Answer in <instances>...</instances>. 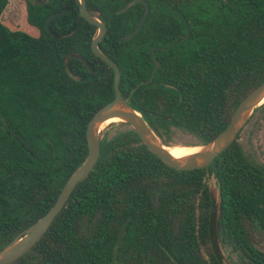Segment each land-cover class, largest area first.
Segmentation results:
<instances>
[{
    "label": "trees",
    "instance_id": "obj_1",
    "mask_svg": "<svg viewBox=\"0 0 264 264\" xmlns=\"http://www.w3.org/2000/svg\"><path fill=\"white\" fill-rule=\"evenodd\" d=\"M129 1L86 0L107 26L98 47L119 68L122 96L134 89L130 104L165 145L175 129L189 145L212 140L264 82V0H147L141 29L121 41L144 13L143 3L125 9ZM8 2L0 0V249L54 203L87 155L88 121L114 97V71L92 53L97 27L78 0H26L34 35L3 22ZM152 48L160 65L149 81ZM261 105L245 123L254 130ZM104 128L94 169L10 264H264V159L244 150L240 133L209 166L181 170L128 123Z\"/></svg>",
    "mask_w": 264,
    "mask_h": 264
},
{
    "label": "water",
    "instance_id": "obj_2",
    "mask_svg": "<svg viewBox=\"0 0 264 264\" xmlns=\"http://www.w3.org/2000/svg\"><path fill=\"white\" fill-rule=\"evenodd\" d=\"M78 1L80 16L88 23L97 27L96 35L91 40L92 53L108 64L114 71V97L111 101L107 102L105 105L96 110L87 123V155L83 162L67 178L62 189L57 195L56 200L49 207V209L35 222L18 233L13 239H11L0 249V264H10L14 262L16 259L24 255L31 247H33L46 233L55 217L65 205L75 186L84 180L94 169V166L100 155V132L109 123L118 121L128 123L131 128L135 130L146 147L152 153L157 155L166 165L175 169L191 170L209 166L215 157L222 153L236 139L254 110L264 103L263 101L262 103L258 104L260 99L264 97L263 82L250 91L240 101V103L235 108L229 123L212 140L202 145H191L193 147H197V150L189 155L180 158L170 156L164 149V146L169 145H165L161 142L160 138L152 130L142 115L139 117L137 115L138 111H136V109H134L130 104V96L134 89L131 91L129 96H122L119 89V82L121 78L119 68L116 63L105 53H103L98 47V43L104 38L107 31L105 22L88 11L86 0ZM135 3L144 4V13L135 25L134 29L130 33L121 37V41L133 38L139 32L144 21L150 13V5L147 0H131L127 2L125 9H128ZM60 13L61 12H56L49 15L45 23V27L48 31L50 20ZM151 53L153 54L155 66L149 81L153 77V72L160 65V62L156 60L154 48L151 49ZM143 83L144 82H141L140 84ZM108 118H117V120L105 123Z\"/></svg>",
    "mask_w": 264,
    "mask_h": 264
},
{
    "label": "rangeland",
    "instance_id": "obj_3",
    "mask_svg": "<svg viewBox=\"0 0 264 264\" xmlns=\"http://www.w3.org/2000/svg\"><path fill=\"white\" fill-rule=\"evenodd\" d=\"M8 4L4 9L2 20L11 29H19L28 32L29 34H36L37 29L29 26L26 22V0H8ZM194 139L185 132L175 129L173 141L169 145H177L184 147L187 151H196L197 147H193L188 143ZM239 141L247 153L258 157L260 160L264 159V122L258 130L252 128V121L244 126L239 135ZM191 147V148H189ZM190 149V150H189ZM257 158V159H258ZM208 182L214 186L215 178L212 175L208 176ZM264 245V242L262 243Z\"/></svg>",
    "mask_w": 264,
    "mask_h": 264
},
{
    "label": "bare ground",
    "instance_id": "obj_4",
    "mask_svg": "<svg viewBox=\"0 0 264 264\" xmlns=\"http://www.w3.org/2000/svg\"><path fill=\"white\" fill-rule=\"evenodd\" d=\"M263 101H264V97L260 99V101L258 102V104L262 103ZM137 115L139 117H141V114L139 112H137ZM115 120H117V118H108L105 123H108L110 121H115ZM189 148H191V147H189ZM164 149L166 150V152L170 156L175 157V158H180V157H183V156H186V155H189V154L195 152V151H190L189 152V151L185 150L184 147H179L177 145H175V146L174 145L173 146L172 145L164 146Z\"/></svg>",
    "mask_w": 264,
    "mask_h": 264
},
{
    "label": "flooded vegetation",
    "instance_id": "obj_5",
    "mask_svg": "<svg viewBox=\"0 0 264 264\" xmlns=\"http://www.w3.org/2000/svg\"><path fill=\"white\" fill-rule=\"evenodd\" d=\"M157 48V47H156Z\"/></svg>",
    "mask_w": 264,
    "mask_h": 264
}]
</instances>
